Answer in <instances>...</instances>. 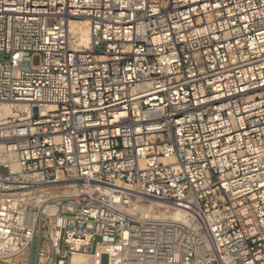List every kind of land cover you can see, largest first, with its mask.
Here are the masks:
<instances>
[{
	"label": "built area",
	"instance_id": "obj_1",
	"mask_svg": "<svg viewBox=\"0 0 264 264\" xmlns=\"http://www.w3.org/2000/svg\"><path fill=\"white\" fill-rule=\"evenodd\" d=\"M0 55V264H264V0H0Z\"/></svg>",
	"mask_w": 264,
	"mask_h": 264
},
{
	"label": "bare ground",
	"instance_id": "obj_2",
	"mask_svg": "<svg viewBox=\"0 0 264 264\" xmlns=\"http://www.w3.org/2000/svg\"><path fill=\"white\" fill-rule=\"evenodd\" d=\"M79 27H75L78 26ZM71 39L72 45L74 48H90L91 37L89 32V27L86 22H73L71 24ZM5 115L6 116H17L20 113H29V108L25 104H18L14 106H5ZM156 208L161 211L162 206L160 204H155ZM161 213V212H159ZM70 264H89V261L82 256H74Z\"/></svg>",
	"mask_w": 264,
	"mask_h": 264
},
{
	"label": "rangeland",
	"instance_id": "obj_3",
	"mask_svg": "<svg viewBox=\"0 0 264 264\" xmlns=\"http://www.w3.org/2000/svg\"><path fill=\"white\" fill-rule=\"evenodd\" d=\"M75 27L77 28V27H79V25L75 26ZM104 51H105V47L104 46H102V47L97 49V53H104ZM0 59H2L1 55H0ZM34 64L35 65L39 64V59L38 58H35ZM35 259H36V253L34 254V257H33V264H35ZM102 262H103V264H106L107 263V257H103Z\"/></svg>",
	"mask_w": 264,
	"mask_h": 264
}]
</instances>
